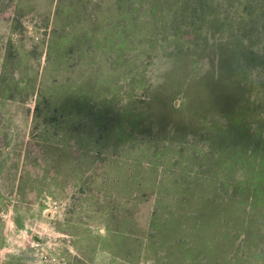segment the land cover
I'll return each instance as SVG.
<instances>
[{"label":"rangeland","instance_id":"374dc122","mask_svg":"<svg viewBox=\"0 0 264 264\" xmlns=\"http://www.w3.org/2000/svg\"><path fill=\"white\" fill-rule=\"evenodd\" d=\"M198 1L0 0V264H264V0Z\"/></svg>","mask_w":264,"mask_h":264},{"label":"trees","instance_id":"16d2710c","mask_svg":"<svg viewBox=\"0 0 264 264\" xmlns=\"http://www.w3.org/2000/svg\"><path fill=\"white\" fill-rule=\"evenodd\" d=\"M205 7L208 6V3L206 2L205 4H201L199 3L198 0H174L173 3V7H174V13L177 14L180 10H182V12H185V10H189V9H193L195 11H198V9L200 7ZM214 6V5H212ZM235 114L232 115V122L228 127V129L232 128L233 133L228 134V132L226 133L222 128H220V136L221 139L220 141H222L221 145L224 144L225 142V146L221 147V152L224 154L223 157L224 159H222V164L225 166L226 170H229V166L234 165L236 166V163H232V159H234V157L237 156L238 158V109L235 110ZM259 125L256 127L258 129ZM231 145H236V151L237 153H233V154H228L227 153L230 151L231 149ZM163 190V189H162ZM252 198V197H251Z\"/></svg>","mask_w":264,"mask_h":264}]
</instances>
